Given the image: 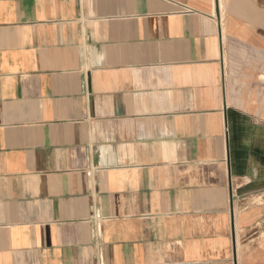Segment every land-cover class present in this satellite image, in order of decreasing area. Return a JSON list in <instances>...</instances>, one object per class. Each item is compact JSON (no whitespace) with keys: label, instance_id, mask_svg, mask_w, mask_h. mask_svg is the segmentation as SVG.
I'll use <instances>...</instances> for the list:
<instances>
[{"label":"crops","instance_id":"obj_1","mask_svg":"<svg viewBox=\"0 0 264 264\" xmlns=\"http://www.w3.org/2000/svg\"><path fill=\"white\" fill-rule=\"evenodd\" d=\"M0 264H264V0H0Z\"/></svg>","mask_w":264,"mask_h":264}]
</instances>
